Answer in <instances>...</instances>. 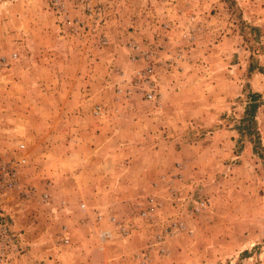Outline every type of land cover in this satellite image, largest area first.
I'll return each mask as SVG.
<instances>
[{
    "label": "rangeland",
    "instance_id": "obj_1",
    "mask_svg": "<svg viewBox=\"0 0 264 264\" xmlns=\"http://www.w3.org/2000/svg\"><path fill=\"white\" fill-rule=\"evenodd\" d=\"M53 1L0 0V164L24 157L34 190L0 195L17 264H131L176 216L186 229L165 239L170 264H264V0ZM130 43L161 58L156 102L117 91L144 66ZM148 198L159 208L143 220ZM81 203L111 208L133 237L111 225L98 252Z\"/></svg>",
    "mask_w": 264,
    "mask_h": 264
},
{
    "label": "built area",
    "instance_id": "obj_2",
    "mask_svg": "<svg viewBox=\"0 0 264 264\" xmlns=\"http://www.w3.org/2000/svg\"><path fill=\"white\" fill-rule=\"evenodd\" d=\"M54 6L57 10L64 11V7L59 0L53 1ZM89 16H92L91 11L89 12ZM100 42L102 45L107 43L105 36L101 37ZM130 56L129 59L134 63H144L143 69L137 70L135 72L134 81L132 87H126L125 89L119 88L117 89L118 93L124 95L126 98H129L132 94V90H136L138 93L142 95L145 101L148 102H156L159 98V93L156 88V78L154 68L156 64H160L161 58L158 55L157 51H154L151 48H144L136 43H130ZM5 64L3 58L0 59V67ZM101 108L96 106L93 109L92 114L94 116H98L101 114ZM25 148L24 144L19 145V149L23 150ZM26 164V159L24 157L14 158V162L10 161L7 163L0 164V195L8 193L10 191H14L19 193L25 199H29L34 195V190L28 187L23 186L20 183L19 175L20 169ZM44 199H47L48 195L46 193L43 194ZM147 207L141 212L140 217L143 220H149L152 218L154 213L157 212L159 205L153 198L146 199ZM208 208L207 201L200 199L193 202L192 213L199 214L204 212ZM97 219L102 220V215H98ZM107 221L115 227L118 233L122 237L130 236L128 229L122 225L115 217L109 216L107 217ZM163 228V227H162ZM186 229V225L184 221H182L179 217H171L166 221L164 228L161 233L156 236L155 244L158 246V252L164 253V248L162 247L165 239L168 237H173ZM116 231L112 229L99 230L98 241L101 246H104L106 243H109L113 240L114 233ZM20 233L15 232L11 229V225L9 224L7 218H5L0 213V264H17L19 257L23 251V243L22 238L19 235ZM62 242L65 245L69 244V239L66 237V228L62 230ZM137 258L138 264H147L149 253L148 251L142 252V254Z\"/></svg>",
    "mask_w": 264,
    "mask_h": 264
},
{
    "label": "crops",
    "instance_id": "obj_3",
    "mask_svg": "<svg viewBox=\"0 0 264 264\" xmlns=\"http://www.w3.org/2000/svg\"><path fill=\"white\" fill-rule=\"evenodd\" d=\"M100 117V116H99ZM105 156H106V159L107 160H111L112 158H117L118 154L116 156H113L111 154H109L108 152H105ZM129 159V158H127ZM120 171H128L129 169L127 168L126 164H123L122 165V169L120 168L119 169ZM95 173H88V176L90 177V180L92 181V183H90L91 185L88 186V190L90 191H95V190H98V186L96 183H94L95 181H99L100 177H96L94 175ZM96 174H97V170H96ZM83 176L82 173H80V175L76 176V181H80V178ZM93 177V178H91ZM48 181H44V185L47 183ZM50 184L49 185H46L48 186V189H49V192L52 191L54 189V185L52 183V181H49ZM103 207V206H102ZM104 208V207H103ZM112 209L111 208H108L106 207V209H98L96 208V206H90V205H87L85 203H81L80 205H78V208H77V212H79V216H87V218L90 219V222H91V229L94 231V236H95V249L100 252V253H106L107 249L110 248V245H112L113 243L110 241L109 243H106L104 246H101L99 241H98V234L97 232L99 230H106V229H109L111 228V224L107 221V217L109 216H113L112 213H111ZM98 215H102V220H98L97 219V216ZM89 216V217H88ZM114 217V216H113ZM82 223H84V220L82 219L81 220ZM82 225V224H81ZM150 226V224L148 225ZM153 231V230H152ZM150 231V232H152ZM149 231H146L142 237L144 236L147 237L149 235L148 233ZM160 233L159 231V227L158 229L156 230V232L152 233V237L150 240L147 241V239L144 240V243L141 245V247L135 249L132 251V254H131V264H138V258L137 256L139 257L142 252H146L148 251L149 253V258H148V263L147 264H170L171 262V259L172 257L175 256L176 252L174 251H169V249H167L166 247H164L165 243H163L162 247L164 248L165 250V253L164 254H159L158 252V246L154 245L155 243V236L158 235ZM153 234L154 235V239H153ZM133 237V234L130 236V238L126 239L125 241L127 242L128 240H130L131 238ZM168 240V239H167ZM169 240H172V239H169ZM180 254V253H179ZM187 255V254H186ZM173 262V261H172ZM19 264H20V260H19ZM172 264V263H171Z\"/></svg>",
    "mask_w": 264,
    "mask_h": 264
}]
</instances>
